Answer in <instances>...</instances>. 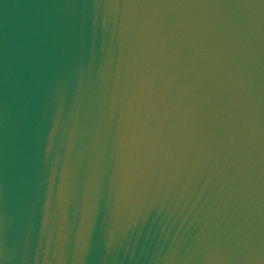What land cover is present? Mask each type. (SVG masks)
I'll use <instances>...</instances> for the list:
<instances>
[{"label":"water","instance_id":"obj_1","mask_svg":"<svg viewBox=\"0 0 264 264\" xmlns=\"http://www.w3.org/2000/svg\"><path fill=\"white\" fill-rule=\"evenodd\" d=\"M0 264H264V0H0Z\"/></svg>","mask_w":264,"mask_h":264}]
</instances>
